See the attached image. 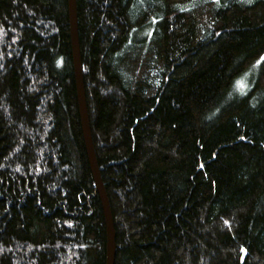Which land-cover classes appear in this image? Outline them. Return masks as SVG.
I'll return each mask as SVG.
<instances>
[{
  "label": "trees",
  "instance_id": "obj_1",
  "mask_svg": "<svg viewBox=\"0 0 264 264\" xmlns=\"http://www.w3.org/2000/svg\"><path fill=\"white\" fill-rule=\"evenodd\" d=\"M114 264H264V0H76ZM68 0H0V264H106Z\"/></svg>",
  "mask_w": 264,
  "mask_h": 264
},
{
  "label": "water",
  "instance_id": "obj_2",
  "mask_svg": "<svg viewBox=\"0 0 264 264\" xmlns=\"http://www.w3.org/2000/svg\"><path fill=\"white\" fill-rule=\"evenodd\" d=\"M68 16H69V28H70L71 48H72V56H73L74 80L76 86L83 140L85 144V150L87 153L89 165L93 175L95 188L101 200V205L105 217L106 237H107L106 264H114L115 250H116L114 223H113V218H112V213L108 202V198L104 189L103 182L101 180L99 167L97 165L94 147L92 144L90 123L87 113V104H86L85 91H84V81L82 74L80 51H79L76 0H68Z\"/></svg>",
  "mask_w": 264,
  "mask_h": 264
},
{
  "label": "rangeland",
  "instance_id": "obj_3",
  "mask_svg": "<svg viewBox=\"0 0 264 264\" xmlns=\"http://www.w3.org/2000/svg\"><path fill=\"white\" fill-rule=\"evenodd\" d=\"M70 29V28H69ZM82 66V65H81ZM82 74H83V70H82ZM85 91V90H84ZM77 106H78V101H77ZM78 111H79V107H78ZM88 113V112H87ZM92 138V137H91ZM92 144H93V142H92ZM102 180V179H101ZM105 189V188H104ZM105 192H106V190H105ZM106 195H107V193H106ZM108 198V197H107ZM108 202H109V200H108ZM110 205V204H109ZM111 209V208H110ZM112 213V212H111ZM112 218H113V216H112ZM114 223V222H113ZM115 231V230H114Z\"/></svg>",
  "mask_w": 264,
  "mask_h": 264
},
{
  "label": "snow or ice",
  "instance_id": "obj_4",
  "mask_svg": "<svg viewBox=\"0 0 264 264\" xmlns=\"http://www.w3.org/2000/svg\"><path fill=\"white\" fill-rule=\"evenodd\" d=\"M262 60H264V57H261Z\"/></svg>",
  "mask_w": 264,
  "mask_h": 264
}]
</instances>
